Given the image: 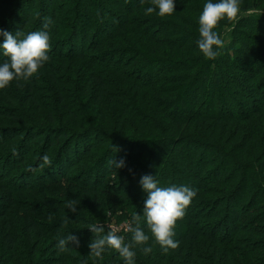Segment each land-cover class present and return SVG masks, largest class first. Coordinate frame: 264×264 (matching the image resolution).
I'll return each instance as SVG.
<instances>
[{"label":"trees","instance_id":"1","mask_svg":"<svg viewBox=\"0 0 264 264\" xmlns=\"http://www.w3.org/2000/svg\"><path fill=\"white\" fill-rule=\"evenodd\" d=\"M27 1L20 0L17 3L16 0H13L9 2L10 4L8 3L9 5L7 4V7L15 8H13V14L18 13V15L14 14V17L18 19L19 24L16 25L9 18L0 29L6 30V27L10 26L12 27L11 30H14V32L10 30V33L15 34L18 30H21L24 35L27 29H32V31H47L51 36L54 31L52 30V25H54V21H58L62 7L59 1L62 0H49V5H53V10L59 8V11L53 12V23L49 24L50 26L48 28L43 27L45 24L43 19V21L39 17L35 19V5L38 0H31V5L29 4L25 8ZM176 1L177 3L175 2V5H178L177 8L183 10L184 13L180 12L181 15H172H179L175 19L181 20L184 27H181L178 23L175 24L160 20L162 27L160 30H157L159 26L153 28L150 25L142 26L143 20H139L134 14L139 9L145 10L147 7L154 6L152 0H128V2L124 0H111V5L112 8L114 7V10L106 7L104 9L106 11H102L103 8L98 7L95 10L91 7L92 0H79V6L84 5V10L83 12H79L75 18H81L80 16H82L84 21L78 26L79 20L76 23L73 20L66 34L64 33L62 35H65L64 38H66V45L68 46L67 50L71 52L76 50V54L72 55L71 52L69 55L58 54V56H55L51 54L49 57H57L58 62L47 61L38 70L37 74L34 75L35 81L31 83V97L28 100L31 101V105L29 104V107L32 104L41 106L42 96L39 92L44 91L42 89L45 87H47L48 92L52 96V103L47 106L49 110L46 108L47 110L44 115L46 123L40 122L44 120L43 115L39 119L37 117L39 121H33L34 119L32 121L28 120L27 116L25 115L23 117L22 114L19 118H15L14 116L15 119L21 122L22 126L17 128L14 134H8L12 137L16 136V138L22 137V145L19 148L15 146L14 149H11L8 143H5V139L11 136H5V138L0 137V144H6L0 150V184L9 193L30 188V185L25 183L18 184L15 181H9L10 178L6 177H12V174H9L10 171L14 167H17L16 174L18 173L23 177L22 180H25L27 179L26 175L31 177L30 175L32 174L31 168L28 169L26 167L30 164L27 162H35L38 165L42 162V157L46 154V152H42L34 161L28 159L30 157L29 154H31L27 145L29 144L27 142L29 135L37 133L36 136L31 135L35 139H38L39 136H44L46 142L49 143L47 150L53 151V148L58 142L61 144L58 147L57 155L51 157L52 159L50 158L52 160L50 174H48L47 170H44L39 177L33 174V178H29L33 182L40 181L37 186L39 184L47 185L51 182H61L59 185L63 183L72 185L74 187L72 194L68 189V192L65 189L63 195H70V200H81L80 204L77 205V213H72L66 208L69 202L67 199L64 201L63 199L52 198L50 195L43 199L45 206L32 205L29 210L33 213L26 219V228L29 233L28 238L32 239L37 235H43L44 232L50 234L52 237L51 242L46 247H50V250L52 249L55 255L47 260V264H85L83 257L80 260V257H72L71 253L74 251L77 255V253H80L79 251L84 250L81 249L83 247L86 249L84 251H88L87 256H89L91 251L89 244L95 239L94 233L86 228L87 224L91 222L89 220L91 207L94 205L96 209L102 211L103 207H105L107 196L111 199L112 203L110 204V208L112 207L114 213H118L119 211L122 213L117 222L121 223L124 220L130 221L132 214L136 212L141 215L140 226L150 239L146 245H137L133 249L136 252L134 258L135 264H264L263 180L259 174H251L248 171L249 167L253 166L251 162L243 160L245 157L244 152L248 150L247 146H244L242 150L243 154L239 156L240 154L237 155L233 147L225 143L223 139L219 140L204 136L205 132H207V126H209L208 122L210 121L214 122V126L216 127H219V125L228 127L241 121H250L264 112V65L257 66V63H261V60L264 59V54L260 53L262 41L258 40L254 35L250 34L251 36H249L244 34V36L241 33L240 35L244 36L245 39H249L251 44L248 45L249 43L244 42L242 48L235 47L233 49L235 59H232L228 52L218 55L215 59H207L202 56L196 59L194 56H190V54L197 52L203 55L197 44V41L200 39L197 28L199 29V16L202 11L200 10L198 12V8L196 10L191 9V4L187 0ZM190 1L194 3V0ZM242 5L243 9L247 11L253 6L252 0ZM115 8L119 11L116 12ZM195 12L196 14L194 15ZM95 14L99 16L95 20L97 23H93L94 26L96 24V29H98L96 35L104 34L98 40L95 34L94 36L92 35V31L89 30L87 32L84 28V25L88 28L90 19ZM158 17L156 14L155 18ZM44 19H46V16H44ZM242 25H246L250 30L262 34L264 39V23L261 26L259 24L249 23ZM132 30H137V35L140 36L139 38L142 42L148 43V41H151L152 44L150 45L151 49L149 50V54L146 55L142 51H139L137 54L130 55V58L128 57L129 59L124 58L122 63L121 60L114 63L111 62V54H108V60H98L93 54L86 56L85 50H81L84 44H88L91 48L88 46L87 48L95 51L96 48L101 47L100 45L106 39H115L116 37L114 38V35L120 34L123 37H128V32ZM157 33H161L160 38H157V35H159ZM195 34L196 36H194ZM89 35H92L93 40L89 38ZM120 40L122 39L120 38ZM154 43L158 44L156 45ZM160 43H162L163 48H168L169 46L176 48V50H171L169 53L165 50L163 51L170 56L167 62L159 58V53H161ZM262 51L264 52V50ZM151 54H154V56H149ZM69 57H75V61H73L72 65L69 64L67 66L64 64V61L73 59ZM175 57L182 59H176ZM3 58L5 56H3L2 49H0L1 63L5 61ZM196 61L199 66L196 65ZM206 61H210V64L214 62V67L207 69L209 65ZM76 62L77 64H75ZM83 62L87 64V69L84 71L85 74H80L82 75L80 78L82 81L87 79L85 83L87 90H81L85 100H87L86 93H88L89 87L93 84H97L105 89L100 96L106 94L107 97L111 96L110 90H108L109 86L104 80L106 72H101V69L111 68L113 71L117 68V72L115 73L118 75L122 74V77L125 75V73L123 74L121 72L122 69L125 71L132 70L134 74L129 75L131 77L129 82L131 81L133 85L135 82L138 86L146 89L151 88L155 90L154 92L160 88L159 85L161 84L176 83L174 84L177 85L175 87H173V84L169 87H161L159 94L161 97L156 95L159 93V90L156 93L153 92V99L155 98L157 101L153 100L152 103L155 104L156 108L160 104V109L167 111V114L164 113L165 115L170 116V112L175 110L176 113L186 110V108H191L193 111L189 114H184L185 112L182 111L176 116L172 114L174 118H171V115L169 119L174 125L168 130L166 128V131L169 133L161 131L163 132L161 137L146 136L144 139L143 136L141 138V136L133 135L138 133L140 129L139 126H134L129 121L124 123L128 131L117 132L113 130L114 127H111L107 121V117H111V114L107 115L100 110V107H102L99 105L100 101L94 100L95 105L93 104L92 106L93 116L90 118L89 112L79 111L83 110L79 107L80 104L83 105L81 99L79 100V96H74L75 99H78V104H73L69 100V94L71 95L72 93L69 92L68 86L70 85L67 83L73 79V75L72 73L60 75L59 69L64 70L66 68L68 72H73L74 74L75 69L79 68ZM161 63H167L169 66H172L166 75L162 73L154 75L152 74V69L147 73L148 78L143 79L141 77V73L146 71L149 66L154 64L159 65ZM135 64L138 65L136 66V70H133L135 69ZM153 67L155 68V66ZM194 69L199 70L195 72ZM203 69L205 70L203 71ZM206 70H208V75L205 74ZM136 71H138L137 74ZM204 75L209 77L215 76L216 80H211L212 82L207 81L209 85V90L205 94L207 97L199 105L198 99L200 94H198L197 89H200V83L204 79ZM46 76L56 88V94L55 92L53 93V88ZM168 89H176V93L171 94L170 91H167ZM117 97L119 96L117 95ZM4 99L6 100V98ZM4 99L2 98V100ZM186 99L187 101H185ZM28 101L27 103H29ZM96 103H98V106H96ZM132 103L118 102L120 106L122 105V111L130 114L135 121L146 126L147 124L148 126L152 125L153 119L151 121V117L148 118V115L142 113L141 109ZM194 105L195 108H192ZM231 105L236 107L237 110L232 111L230 109ZM6 113L2 114L3 117L8 116ZM140 115L143 116L141 119L138 117ZM257 119L260 118L258 117ZM86 122L90 123L91 126L87 125L85 127ZM257 123L264 124L262 120L254 121L250 130L247 131V143L255 142L254 136ZM154 129L156 128L153 127V131ZM94 132L98 133L100 135L98 137H102L103 139L101 141L98 139L93 141L91 135ZM202 132H204L203 135L201 134ZM240 132L241 129L236 128L235 135L237 136ZM128 134L131 136H126ZM105 141H109V145L103 148L102 144ZM24 144L25 147H22ZM117 146L120 147L118 151L115 150ZM158 146L163 147V150H160ZM95 149L103 150V153L101 152L96 157L95 162H93ZM81 150L84 151L83 156L79 157L77 162H72V159L76 158V153H80ZM261 152H263L264 159V147L261 148ZM110 155L111 161L113 159L116 161L124 159L126 166L116 170L112 164L111 166L110 164H105L106 162L104 161ZM92 162V166L88 165ZM195 163L197 164L196 167L194 166ZM78 164L81 166H90H86L88 167V172H90L88 173L89 176H86L87 169L77 173L78 170L74 167H77ZM229 164H233V167ZM106 167H111V172L109 173L111 177L118 176L116 181L108 182L109 175L102 176V174H99V177L96 169L101 168L104 171ZM39 169L36 168L35 171ZM130 169L131 171H129ZM29 172L31 173L29 174ZM95 174L98 176L94 177L93 175ZM4 175L6 176L3 177ZM141 175H152L159 181L160 187L163 185V188L173 185L177 187L184 186V182L180 179L181 175L192 178L191 181L187 182L186 186L196 189L197 195L186 208L183 219L178 220L174 228L176 235L173 239L179 241V247L177 249H169L167 253H164L148 229L146 218L143 216L144 201L147 199V193L143 191L140 185ZM93 177L96 182L99 181V186L95 185ZM102 177L103 179H101ZM11 185L15 188L11 187ZM99 187L101 190H99ZM212 195H214V198ZM246 196L247 198H245ZM15 199L14 195L11 196L9 194L7 201H9V204L14 205ZM125 200H132V206L130 208L134 209L130 210L128 208L130 211H126L128 209L124 204L126 205L127 203H122ZM195 201H198L197 210L196 213L191 214V209ZM199 204H201L200 207ZM243 206H246L244 208L245 210ZM35 214L43 216L45 219H51L52 221L57 220V222L48 223L44 221V223ZM203 216H207L208 219H200ZM5 228L6 231L3 234L4 244L8 246V249L14 251L18 241L12 232H8V227ZM106 231L101 235H105L107 233ZM69 233L78 237L80 245L78 248L70 245L73 248L61 252L56 247L58 242L57 237L63 236L64 234L67 236ZM244 233L247 235L245 234L246 236L242 237ZM132 235V232L128 231V236L126 239L124 238L125 243L131 242ZM257 235L263 237L257 238L255 237ZM233 240L238 241V244L232 245L231 242ZM143 247H151L152 251L145 254ZM36 249L37 245L35 246V251H33L34 253ZM7 253L13 257L10 258L11 260L16 258L17 253L12 254L11 251H7ZM89 257L90 259L88 260L96 263L103 258L104 264H124V260L120 257L119 253L108 247L102 253V258Z\"/></svg>","mask_w":264,"mask_h":264},{"label":"rangeland","instance_id":"2","mask_svg":"<svg viewBox=\"0 0 264 264\" xmlns=\"http://www.w3.org/2000/svg\"><path fill=\"white\" fill-rule=\"evenodd\" d=\"M10 1H13V0H0V8H1L0 9V28H2L4 26L5 22H7V20L9 18H10L11 22L15 23L16 25L19 24L18 19L16 17H14L15 13L13 14L15 8L13 7L14 8L13 9L12 7H7V4ZM16 1L18 3V1H20V0H16ZM92 1L93 2L90 5L95 10H97L98 7L103 8L102 11H106V10H104L106 7L109 9L112 8L111 0H92ZM124 1L128 2V0H124ZM187 1L191 4V9L196 10L198 8L197 9L198 12H200V10L202 11L203 6L205 5V3L208 2V0H194V3L191 2L190 0H187ZM249 1L251 2V0H249ZM249 1L248 0H241V5H240L241 6V18L239 19L238 23H235L233 26V24H230L227 20H222L219 23L218 28L214 29V31H216L221 36V38L224 40V43H225L224 48L219 50L220 54H224L225 52H228L231 55L232 59H235V52L233 50L235 47L242 48L244 42L245 43L247 42V44L249 43L248 45L251 44L249 39L244 38V36H245L244 34H247L249 36L254 35L255 37L258 38V40L262 41V48H261L260 53L264 54V52L262 51V50H264V39H263L262 34H259L257 32L250 30L248 27H246V25H242L244 23H249V24H259V26H261L264 23V14H262L261 16H258V15L248 16V15L244 14L246 12V10L243 9L242 4L249 2ZM60 2L62 4L61 5L62 7H61L60 14L58 16V21H54V25H52V30H54V31H53L52 35L50 36L51 49L48 53L49 56L51 54L52 55L54 54L55 56H58V54L59 55L60 54L69 55V53L71 51L67 50L68 46L66 45V38H64L65 35L64 36H62V35L64 33L66 34L67 30L69 29V25L73 20L75 23L79 20L78 26H80L82 24V22L84 21V18H82V16H80L81 18H75L79 12H83V10H84V5L79 6V0H62V1H59V3ZM175 2L177 3L176 0H175ZM212 2H218V0H212ZM198 3H199V6H198ZM29 4L31 5V0L27 1L25 8ZM252 5L253 6L250 9H255L259 12H264V0H252ZM177 7H178V5L177 6L175 5V9H174V12L172 14H180L181 15V13H184L183 10H180ZM25 8H23V9H25ZM35 9H36L34 12L35 19L37 17H39L40 20H42V19L44 20V21L42 20L43 22L46 21V19H44V16H46V18H50L52 20L53 12L55 13V12L59 11V8L57 10L56 9L53 10V5L52 4L49 5V0H38L36 2ZM115 11L117 12L119 10L117 8H115ZM156 12H158V9L156 10ZM156 12L149 14V15H146L145 10L139 9L138 11H135L134 14H135V17H137L139 20H143L142 26H144V25L149 26L150 25L152 28L155 26H159L157 30H160L162 27L160 25V23H162L160 20H164V21H167L169 23L173 22L175 24L178 23L179 25H181V27H184L183 24L181 23V20L175 19L179 15H172L171 14L169 16H165V17L159 16L158 18H155L156 14H157ZM195 14H196V12L194 13V15ZM15 15H18V13L16 12ZM97 16H98V14H95V16L92 19H90V24L88 25V28L86 25H84L85 30L87 32L89 30L92 31L91 33L93 36H94V34L96 35V33L98 32V29H96V24H95V26L93 25L94 22L97 23L95 21V20H97V18H99V16L98 17ZM165 18H169V19H165ZM3 20H5V21H3ZM226 27L232 28V31L225 33ZM11 28L12 27L8 26V27H6L5 31L9 32L11 30ZM30 28H31V26H30ZM197 30H198L197 33H199L198 28H197ZM11 31L14 32V30H11ZM151 31H152V29H151ZM26 32H25V35H27L29 32H32V29H30V30L27 29ZM163 32H165V31H163ZM118 33H120V32H118ZM241 33L244 36L240 35ZM102 34L103 33H101L100 35L99 34L96 35L97 40L100 38V36ZM157 34H159V35H157L158 36L157 38H160L161 33H157ZM162 34H164V33H162ZM192 34H194V33H192ZM92 35H89L90 36L89 38L91 40H93ZM199 35L200 34H198V37L200 38ZM194 36H196V34ZM139 37L140 36L137 35V30H132V31L128 32V37L127 36L123 37L120 34V35H116V36L114 35L115 39H110V40L106 39V41L103 43L104 45L103 44L100 45L101 47L98 46L100 48H96L95 51H92L93 49H89L91 47H89L88 44H84V46L81 47V50L82 51L85 50L86 56L93 54L94 56H96V58L98 60H101V59L108 60V58H107V57H109L108 54H111L112 55L111 62L115 63L118 60H121V63H122L124 58L129 59L130 55L137 54V52L139 53V51H142L146 55L150 53L149 50L151 49L150 48V45L152 44L151 41H148V43H144L141 41V39ZM163 37L165 38V36H163ZM120 38L122 40H120ZM64 40H65V42H64ZM3 42H4V37L0 36V44H2ZM154 44L157 45L158 43H154ZM87 46L89 48H87ZM160 50H161V53H159V58H162L164 60V62H167V60L170 58V56L167 55L163 51L165 50L169 53L171 50H176V48L170 47V46L168 48H163L162 43H160ZM71 54L75 55L76 50H73L71 52ZM200 54L201 53L193 52L190 54V56H194V58H196V59L200 58L201 56L203 58H206L204 55H202V54L200 55ZM152 55L154 56V54H151L149 56H152ZM55 56H53V58H49L48 61L58 62L57 61L58 58ZM69 58H73V59H69L67 61H64V64L67 66L69 64L72 65L73 61H75L74 60L75 57H69ZM175 58L176 59H182V58H177V57H175ZM3 59L7 60L8 58L5 57ZM173 60H175V59H173ZM0 61H2V60H0ZM59 61H60V59H59ZM206 62H208V61H206ZM262 62H264V59L261 60V63H257V66H259L261 64L263 66L264 63H262ZM0 64H2V63L0 62ZM75 64H77V62ZM137 65L138 64H135V69H133V70H136ZM196 65H198L197 61H196ZM208 65L209 66L207 67V69H209V68L212 69V67H214V62H213V64H210V61H209ZM243 65H244V63H243ZM153 66H155V68ZM262 66H261V70H262ZM77 67H78V65H77ZM67 68H69V67H67ZM170 68H172V66L171 65L169 66L167 63H161L159 65L154 64V65L149 66L146 71L141 73V77L143 79L148 78L147 73H148V71H150L152 69H153L152 74H154V75H156L158 73H162V74L166 75L167 72L170 70ZM69 69H71V68H69ZM86 69H87V64L84 62L80 64L79 68L75 69L74 74H73V72H68V70L66 68H64V70L59 69L60 75H67L68 73H72V75H73L72 76L73 79L67 83L70 85V86H68V90L70 93H72L71 95L69 94V100L73 104H78V99L77 98L75 99L74 96L75 95L79 96V100L81 99V102L83 103V105L80 104V106H79L83 110H79V111L89 112L90 118H91V116H93V113H92L93 107L92 106H93V104L95 105L94 100H97L98 102L100 101L99 105L102 106V107H100V110H102V112L107 114V115L111 114V117L110 116L107 117V121L110 123L111 127H114L113 130H115L117 132H121L124 130L128 131V129L125 128L124 123L126 121H129L130 123H132V125L134 124V126H137V127L139 126V129H140L138 133L133 134V135L141 136V138L143 136L144 139L146 136L161 137L162 136L161 134H163V132H161V131H165V132L169 133L168 131H166V128L168 130L171 127H173V125H174L173 122L169 119L172 114L174 116H176V115H179L182 111L185 112L184 114H187V113L189 114L191 111H193L191 108H186V110H182V111H179L176 113L174 110V111L170 112L171 113L170 116L165 115V114H167V111H163L162 109H160V104H159L158 108H156L155 104L152 103L153 100L157 101V100H155V98L153 99V92L155 90H153L151 88L146 89L144 87L138 86L137 84H135V82H134V85L131 84V81L129 82V80H131V77H129V75L134 74L132 72V70L131 71H129V70L125 71L124 69H122L121 72L123 74L125 73L124 77H122L123 76L122 74L118 75L115 73V72H117V68H116V70H113V71L111 68L101 69V72H103V73L106 72L104 75L105 76L104 80H105V83H107V85L109 86V89H108V86H107V89L110 90L111 96L107 97V94L100 96L102 94V91L105 89H103L101 86H99L97 84L96 85L93 84L89 87V89H88L89 91H88V93H86L87 100H85V97L82 96L81 90H87L86 85H85L87 79L82 81L80 79L82 77V75H80V74H85L84 71ZM205 69H203V71ZM194 70L196 72L199 69H194ZM137 73H138V71H136V74ZM205 74H207V75L209 74L208 70L205 71ZM207 75L203 76L204 79L200 83V89H197L198 94H200V97L198 99L199 105L203 103V100H206L207 96L205 94L209 90V85H208L207 81L209 82L211 80H214V81L216 80L215 76L209 77ZM47 76H46V78L49 81L50 79ZM132 76H134V75H132ZM34 81H35L34 76L31 77L28 81H25L23 79H19V80L14 79L13 81L10 82V84L5 89H0V137L1 138H5V136H11L9 134H14L17 131V128L22 126L21 122L18 121L17 119H15V118H19L21 116V114L23 117L26 115L27 119L31 120V121L33 119H34L33 121H39L38 119L42 115H43V119H44V115L46 113V110L48 109L47 106H49L50 103H52V100H51L52 96L48 92L47 87H45L42 89L44 91L39 92L42 96L41 106H39L37 104H34V105L32 104V106L29 107L31 105V103H30L31 101H28L31 97V94H30L31 83H33ZM49 83H50L51 87L53 88L52 89L53 93L55 92V94H56V88L54 87L52 82L49 81ZM172 84H173V87L177 86V85H174L176 83H167V84L159 85L160 88L157 89V90H159V93H157L156 95L160 96L159 94H160L161 87H169ZM87 86H88V84H87ZM157 90H156V92H158ZM167 91H170L171 94L176 93V89H173V90L168 89ZM156 92H154V93H156ZM117 95L119 97H117ZM2 98L3 99L6 98V100L5 99L2 100ZM17 100H18V102H17ZM27 101L29 103H27ZM57 101H58V98H57ZM185 101H187V99ZM118 102H121V103H127V102L132 103L133 102L132 104L137 105L138 108L141 109L142 113H144L145 115H148V118L151 117V121L153 119V124L150 126H148V124H147V126H146L142 123H139L138 121H135L131 117L130 114L122 111L123 110L122 105L120 106V104H118ZM179 102L181 103V101H179ZM179 102H177V103H179ZM192 104H193V101H192ZM96 106H98V103H96ZM192 108H195V105L192 106ZM189 109H191V110H189ZM230 109L232 111L237 110V108L232 106V105L230 106ZM5 110L7 113L5 112ZM5 113L8 114V116L3 117L2 114H5ZM173 115L171 116V118H174ZM14 116H15V118H14ZM37 117H38V119H37ZM138 117H139V119H141L143 116L140 115ZM258 117L260 119H257ZM257 120H259V121L262 120L264 122V112H262L260 116H257L255 118L251 119L250 121H241V122L236 123L233 126H228V127L224 126V125H219V127H216V126H214V122L210 121V122H208L209 126H207V132H205L204 136L209 137V138H213V139H219V140L223 139L225 143H227L228 145L233 147V150L235 151V153L237 155L240 154L239 156H241V154H243L242 150H243L244 146H247L248 150L244 152L245 157L243 158V160H246V162H251L252 166H253V167H249L248 171L251 174H253V173L259 174V176L261 177V179L263 180V183H264V159H263V155H262L263 152H261V148L264 147V141H263L264 124L263 123H257V126H256L257 128L255 129L256 132H255V136H254L255 142L254 143H252V142L247 143L246 142L247 141V131L250 130L251 126L254 124V121H257ZM45 121L46 120L44 119V120H41L40 122L46 123ZM88 122H90V121H88ZM88 122L85 123V127L87 125L91 126L90 123H88ZM153 127L156 128V129H154V131H153ZM236 128H239V130L241 129V132L238 133L237 136L235 135ZM171 133H172V131H171ZM203 133L204 132H202L201 134L203 135ZM31 135L36 136L37 133H33ZM31 135H29V138H27V142L29 143V144H27L28 149H30V153H31V154H29L30 155V157L28 158L29 160L34 161V159L36 157H39L42 152H46V154L50 158L55 157L57 155L58 147L61 145L60 142H58V144L53 148V151H51V150H47L48 149L47 145H49V143L46 142V139L44 136L43 137L39 136L38 139H35ZM91 136L93 138L92 139L93 141H96L95 139H98L99 141H101L103 139L102 137L101 138L98 137L100 135L96 132H94ZM126 136H131V135L128 134ZM5 140H6L5 143L6 144L8 143V146H10L11 149H14L15 146H17V148H19L22 145V137L16 138V136H14V137L11 136V137H7V139H5ZM108 143H109V141H105L104 144H102L103 148H106L109 145ZM245 143H246V145H244ZM6 144H4V145L0 144V150L2 148H4V146H6ZM99 145L101 146V144H99ZM22 147H25V144ZM119 148L120 147L117 146V149H119ZM159 149L163 150V147H159ZM190 149H192V148L190 147ZM102 151L103 150H97V149L94 150L95 158H94L93 162H95V160L97 159L96 157H98ZM83 154H84L83 150H81L80 153L79 152L76 153V155H75L76 158L72 159V162H77V159L79 157L83 156ZM218 160H220V159L218 158ZM93 162L89 163L88 165L92 166ZM104 162H106L105 164H107V165L110 164V166H111V155ZM27 163H30L29 165L26 166L28 169H30V168L34 169V170H31L32 171V174L30 175L31 177H29V175H26L27 179L22 180L23 177L20 176L18 173L16 174L17 167H14L13 170H11L9 173V174H12V177L8 176L6 178H10L9 181H15L18 184L19 183H21V184L25 183L27 185H30V188H28V189L24 188L23 191H13V193L12 192L9 193L8 191H6V189L3 188V185L0 184V264H47V260L51 259L55 255L53 250L52 249L50 250V247H46L47 244L51 242L52 237L50 234L44 232L43 235H37L36 237H34L32 239L28 238L29 233H28L27 228H26L27 227L26 219L28 216H30V214L33 213V212H30L29 210L31 209L32 205H34V206L35 205L36 206H38V205L45 206L43 199H45L46 196L48 197V195H50V197H52V198L55 197L57 199H61V200L63 199L64 201L67 199V201H69L71 198L70 195H68V196L63 195V191H65V189H66L67 192L69 190V192L72 194L73 189H74V187L72 185H68L67 183H63V184L59 185L61 182H59V183L51 182L50 184H47V185H40L39 184L37 186V184L40 181H34L33 182L32 180H30L33 178L32 177L33 174H34V176L39 177L44 170H47L48 174H50L51 169H50V167L46 166L45 168H43V170L41 172H40L41 169H39L38 171H35L36 168H39V164L37 165V163H35V162H27ZM88 165L81 166L78 164V166L74 167V168H77V170H78L77 173L87 169L86 176H89L88 173H90V172H88L89 171L88 167H90V166H88ZM229 165L233 167V164H229ZM86 166H88V167H86ZM194 166L196 167L197 164L195 163ZM101 168L96 169L98 172L97 173L98 175L99 174H102V176L109 175V173L111 172V167L110 168L106 167L107 169L104 168V171H102ZM231 169H233V168H231ZM30 173L31 172H29V174ZM98 175L95 174L93 176L95 177ZM5 176L6 175H4L3 177H5ZM109 176H110L109 179L107 180V178H105V180H107L110 183H111V181H113V182L116 181L117 177H118V176H116V177L112 176L111 177V175H109ZM142 176L143 175H141V177ZM94 177H93V182H95L96 186H99V181L96 182ZM99 177H100V175H99ZM24 178H25V175H24ZM212 178H214V177H212ZM83 179H85V177H83ZM101 179H103V177ZM180 179L184 182V186H186L187 182L191 181L192 178L190 176L181 175ZM64 182H66V181H64ZM13 185H14V183H13ZM13 185H11V187H14ZM15 186L17 187V185H15ZM162 188H163V185H162ZM99 190H101L100 187H99ZM139 193H141V192L139 191ZM9 194L11 196L14 195L16 198L14 205L9 204L8 203L9 201H7ZM212 196L214 198V195H212ZM243 198H244V196H243ZM245 198H247V196ZM240 201H241V199H240ZM197 202L198 201H195L193 203L194 205L191 209V214L196 213L197 206H198ZM242 202H243V200H242ZM111 203H112L111 199H109V197L107 196V200H105V207H103L102 211H99L98 209L95 208L94 205H92L93 207H91V211H90L91 216H89V220L91 222H89L87 224L86 228L90 224H98V223L104 224L105 230H107V231H108V225H112L114 227H120L121 230L117 234L123 236L126 239V237L128 236V231L121 226L124 225L125 222H128V220H124L121 223L117 222V220L120 219L122 213L120 211L118 213L117 212L114 213V211L112 210V207L110 208ZM122 203H127L126 205L124 204V206L127 209L132 206V200H129V201L125 200V201H122ZM243 203H245V202H243ZM200 206H201V204H199V207ZM244 208H246V206H243V209ZM132 209H134V208H130V210H132ZM130 210L128 209L126 211H130ZM107 213H111V215L110 216L105 215ZM35 215H37L40 220L42 219L43 222L44 221L48 222V223L57 222V220L52 221L51 219H45V217L40 216L38 214H35ZM206 218L208 219L207 216H203L200 219H206ZM5 227H8V232H12L14 234L16 240L18 241L17 245L15 246L14 251H12V249H8V246L6 244H4L3 234L6 231ZM87 230H90V229L87 228ZM245 234L246 233L242 234V237L247 235V234L246 235ZM63 236H65V234ZM255 237L261 238L263 236L257 235ZM231 244L237 245L238 241L233 240L231 242ZM36 245H37V249H36V252L34 253L33 251H35L34 249H35ZM81 249L86 250L83 247H81ZM84 250L79 251L80 253H77V255L73 251V253H71V256L74 258L80 257L79 258L80 260L83 257L84 263L86 262L87 264H104V260H102L103 258L100 261H98L97 263L88 260V259H90V257H89L90 255L87 256L88 251H84ZM4 251H6V252L3 253ZM7 251H11L12 254L17 253L16 258L11 260L10 258H13V257L9 256V253H7ZM90 262H92V263H90ZM72 264H74V263H72Z\"/></svg>","mask_w":264,"mask_h":264},{"label":"clouds","instance_id":"3","mask_svg":"<svg viewBox=\"0 0 264 264\" xmlns=\"http://www.w3.org/2000/svg\"><path fill=\"white\" fill-rule=\"evenodd\" d=\"M152 4L154 6L145 9L146 15L156 12L158 9L157 15L165 17L171 15L175 9V0H152ZM240 5L241 0H218V2L208 0L203 6L202 13L199 16L200 39L197 44L199 50L207 59H215L220 54L219 50L225 46L224 40L214 29L222 20H227L233 26L238 23L241 18ZM244 14L261 16L264 12L248 9ZM51 23L53 21L46 18L44 27L48 28ZM230 31H232V28H225V33ZM0 36L4 37L0 49H2L3 56L8 58L0 64V89H5L14 79L28 81L50 58L48 53L51 44L50 35L47 31H32L25 36L21 30L12 34L0 29ZM115 150L118 151L116 148ZM51 164L52 160L45 154L39 168L50 167ZM111 164L116 170L126 166L124 159L119 161L113 159ZM140 185L143 191L147 193L143 216L146 218V224L152 237L164 253H167L169 249H177L179 241L173 239L176 235L174 228L177 221L183 219L186 208L197 195V190L189 186L177 187L175 185L162 188L159 186V181L152 175H143L140 179ZM80 202L79 199H71L66 208L72 213H77V205ZM105 215L110 216L111 213ZM140 221L141 215L136 212L132 214L130 221L121 226L133 234L131 242L128 243H125L123 236L117 234L121 230L120 227L108 225L107 233L101 235L105 233L104 224L88 225L87 228L95 235V239L89 244L91 250L89 255L92 258H102V253L108 247L119 253L124 260V264H135L136 252L133 249L137 245H146L150 239L141 228ZM57 241L56 247L61 252L73 248L70 245L75 246V248L80 245L78 237L71 233L67 236H58ZM151 251V247H143L145 254Z\"/></svg>","mask_w":264,"mask_h":264}]
</instances>
